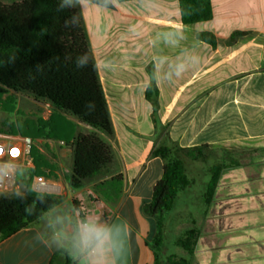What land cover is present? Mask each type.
Instances as JSON below:
<instances>
[{
    "label": "crops",
    "instance_id": "1",
    "mask_svg": "<svg viewBox=\"0 0 264 264\" xmlns=\"http://www.w3.org/2000/svg\"><path fill=\"white\" fill-rule=\"evenodd\" d=\"M210 1L212 18L189 26L181 23L177 0H85L83 9L75 6L99 65L113 126L112 136L103 138L111 145L114 160L73 190L72 150L56 141L60 154L55 160L59 183L55 184L58 192L63 191L62 200L36 224L0 239V264H50L52 257L53 264H87L73 246L78 224L87 219L110 229L117 221L118 238L127 241L130 251L135 246L144 251L141 264H153L150 242L155 225L142 213V206L150 201L162 175V160L150 157V152L163 137L182 148L206 145L224 165L209 207L191 210L181 204L178 211L179 222L190 223L186 230L194 227L200 232L193 255H213L217 245L213 233L210 239L204 237L203 223L217 232L213 225H225L235 214L247 215L250 221L243 228L256 227L259 239L236 241L235 254L241 256L237 264H264V0ZM200 32L211 33L215 45L197 40ZM152 82L158 90L155 114L144 99ZM81 124L88 132H97ZM0 131L19 134L1 126ZM152 163H157L158 172L145 193L138 180ZM116 175L122 176V193L111 216L104 217L109 204L101 183ZM74 198L82 202L83 219L73 207ZM240 199L246 212L230 209ZM175 208L174 202L170 214ZM121 226L128 231H120ZM56 232L61 234L59 243L53 239ZM180 255L188 257L182 249ZM111 259L118 264L115 253Z\"/></svg>",
    "mask_w": 264,
    "mask_h": 264
},
{
    "label": "trees",
    "instance_id": "2",
    "mask_svg": "<svg viewBox=\"0 0 264 264\" xmlns=\"http://www.w3.org/2000/svg\"><path fill=\"white\" fill-rule=\"evenodd\" d=\"M126 1L131 0H118ZM177 1L183 25H194L212 18L210 0ZM58 5L59 0H21L11 4L0 0V96L10 91L30 95L35 100L48 103L57 112L112 136L110 112L82 16L77 7L58 11ZM73 16L77 18L76 25L66 27L65 21ZM196 39L215 45L214 36L208 32L197 33ZM84 53L90 58L89 64L77 68L76 58ZM157 98L158 90L152 82L144 93V99L150 103L154 114L158 109ZM45 128V124L33 126V132L27 136L32 140L51 137L43 133ZM66 145L72 150L69 186L73 190L80 189L86 180L100 174L114 160L111 147L95 133L79 134L72 141H66ZM204 148L206 145L182 148L164 140L150 153V157H158L163 162L162 175L153 186L151 199L142 206V213L152 218L155 225V234L150 242L153 264H160L165 216L172 210L179 192L191 185L183 157L198 158ZM31 158L34 165L32 173L49 178L46 171L51 169V165L48 161L33 148ZM223 169L221 163L210 167L202 196L207 208L220 183ZM122 182V176L116 175L101 186L113 192V199H117L122 193ZM25 185L27 188L22 194H0V239L9 238L36 224L61 201L53 193L33 192L29 190L28 183ZM73 207L83 219V205L74 200ZM199 235L195 228L187 229L176 240V246L192 256ZM171 263L189 264V259L180 258ZM50 264H53V257Z\"/></svg>",
    "mask_w": 264,
    "mask_h": 264
},
{
    "label": "rangeland",
    "instance_id": "3",
    "mask_svg": "<svg viewBox=\"0 0 264 264\" xmlns=\"http://www.w3.org/2000/svg\"><path fill=\"white\" fill-rule=\"evenodd\" d=\"M127 66H129L130 68L133 67L131 63L127 64ZM77 121L73 120L71 116L57 112L48 103L35 100L32 96L24 93L17 94L10 91L7 94H3L0 96V126L3 129H6L8 132L10 131V133H19L17 135L28 137L27 134L33 132V126H38L40 124L46 125L43 133H47L51 137H38L37 139L32 140V148L38 154L42 155L51 165V169L46 171V173H48L50 177L43 178L52 183L59 184L57 181L55 160L60 154V150L56 141L62 140L65 144L64 147H67L66 141H72V139L77 135L95 133L111 147L107 140L103 138L111 136H107L97 130V132H88L86 129L80 126L82 125L81 122ZM164 140L165 137H163L159 143ZM159 143L156 144V146L159 145ZM183 158L186 167V174L191 180V185L187 187V190L185 192L177 195L175 200V211L172 214H170L169 211L165 216L166 223H164V238L161 247L160 264H172L171 261L177 262L180 259L181 248L176 246V240L181 237L186 228L190 226V223L181 224V222H179L178 211L180 210V206L181 204H186L191 210H197L200 206H202L203 208L206 207L203 202L202 196L209 179V170L212 165L220 162L218 161L219 154L217 152H212L206 148L202 150L201 155L198 158H192L190 156H184ZM156 165L157 163H152L150 166L145 167L139 177L138 188L143 190L145 193L147 187L149 186V183L153 180L158 172V167ZM29 175L30 172L26 170L18 172L16 180L21 181L24 185H22V187L21 185H18V190L13 189L10 192L2 194L15 195L24 193L27 188L25 185L26 178ZM105 182L106 181L102 182L101 185ZM101 187L104 191V194L102 193V196L105 199L106 203L109 204L108 208L104 207L103 215L105 214V217H110L113 211L112 206L116 204L120 196L117 199H113L114 193L108 192L104 186ZM106 194H108L109 196H106ZM55 195L59 196L62 200L63 191H59L58 193H55ZM74 200L82 203L79 198H74L73 201ZM234 204L235 205L230 208L231 210H233L234 212H246L247 207L244 205V203H242L241 199L236 200ZM227 219L229 220V222L224 221V223L226 222L225 225L219 223L212 226L213 229H217V232L210 231L211 225L206 223L202 224L201 231L204 234V237L210 239V235L213 233V235L217 237V245L214 244L215 246L212 250L213 255L212 253L206 254L205 252H203L202 254L199 253L197 256H189L186 254V257L188 256L187 259H189V264H237L238 260L241 259V256L235 254L237 249L236 241L242 242L246 237V239H248V237L249 239L253 240L259 239V234L256 227L249 226V228H243L244 223L249 224V216H241L239 214H235ZM133 227L134 225L130 223L129 230L131 231V228ZM111 229L113 230V232L119 229L117 221L112 225ZM126 230L127 229H125V227L121 226L120 231ZM143 230L144 229H142L141 231L144 232L145 230ZM203 241V249H205L208 246L205 245L206 240L204 239ZM126 242L127 241L122 240L123 251L115 253L118 264H141V261L145 256L144 251H142V249L138 248L137 246H135L130 251L128 247L125 246ZM239 251L242 252L240 248ZM241 264L258 263L256 261H245L244 263L241 262Z\"/></svg>",
    "mask_w": 264,
    "mask_h": 264
},
{
    "label": "clouds",
    "instance_id": "4",
    "mask_svg": "<svg viewBox=\"0 0 264 264\" xmlns=\"http://www.w3.org/2000/svg\"><path fill=\"white\" fill-rule=\"evenodd\" d=\"M76 5L83 9L85 0H59L58 11L71 9ZM76 23L77 18L73 16L65 21V26L72 27ZM89 60L87 53L77 56L76 67H87ZM96 67L99 68V65L97 64ZM118 235L119 230L114 234L112 229L99 224L96 220L87 219L78 224L76 235L73 238V246L85 257L87 264H115V261L111 259L112 254L123 251V243ZM53 239L54 242L59 243L61 234L54 233Z\"/></svg>",
    "mask_w": 264,
    "mask_h": 264
},
{
    "label": "built area",
    "instance_id": "5",
    "mask_svg": "<svg viewBox=\"0 0 264 264\" xmlns=\"http://www.w3.org/2000/svg\"><path fill=\"white\" fill-rule=\"evenodd\" d=\"M32 139L0 131V194L18 190L24 185L16 180L17 173L26 170L30 175L26 178L29 190L55 194L58 186L55 183L36 176L32 172L34 166L31 158ZM25 187V186H24Z\"/></svg>",
    "mask_w": 264,
    "mask_h": 264
}]
</instances>
